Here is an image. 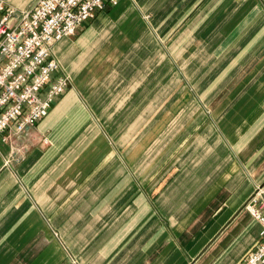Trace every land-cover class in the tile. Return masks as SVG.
<instances>
[{"label": "crops", "instance_id": "obj_1", "mask_svg": "<svg viewBox=\"0 0 264 264\" xmlns=\"http://www.w3.org/2000/svg\"><path fill=\"white\" fill-rule=\"evenodd\" d=\"M115 1L51 47L69 85L24 149L0 141V264H238L262 230L264 0Z\"/></svg>", "mask_w": 264, "mask_h": 264}, {"label": "built area", "instance_id": "obj_2", "mask_svg": "<svg viewBox=\"0 0 264 264\" xmlns=\"http://www.w3.org/2000/svg\"><path fill=\"white\" fill-rule=\"evenodd\" d=\"M115 0H37L17 11L0 0V141L24 142L29 130L43 120L69 85L51 47L72 37ZM261 225V239L238 264H264V184L245 204Z\"/></svg>", "mask_w": 264, "mask_h": 264}, {"label": "rangeland", "instance_id": "obj_3", "mask_svg": "<svg viewBox=\"0 0 264 264\" xmlns=\"http://www.w3.org/2000/svg\"><path fill=\"white\" fill-rule=\"evenodd\" d=\"M29 138H30V132L27 134L26 140L24 142H22V143L21 142H17V143L15 142V143H13L12 146H11L12 149H15V150H17V149H24L25 145L28 143ZM41 143L43 145H48V140L44 138L41 141Z\"/></svg>", "mask_w": 264, "mask_h": 264}]
</instances>
